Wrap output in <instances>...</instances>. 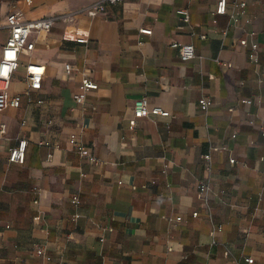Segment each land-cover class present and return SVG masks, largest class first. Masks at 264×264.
<instances>
[{"label": "crops", "instance_id": "1", "mask_svg": "<svg viewBox=\"0 0 264 264\" xmlns=\"http://www.w3.org/2000/svg\"><path fill=\"white\" fill-rule=\"evenodd\" d=\"M99 1L0 0V53L10 13L56 17L13 73L19 107L0 112V264H264V0H244L232 26L231 5L213 15L218 0H123L87 16ZM28 63L45 73L27 96ZM143 97L169 115L130 129ZM22 139L24 163H9Z\"/></svg>", "mask_w": 264, "mask_h": 264}, {"label": "built area", "instance_id": "2", "mask_svg": "<svg viewBox=\"0 0 264 264\" xmlns=\"http://www.w3.org/2000/svg\"><path fill=\"white\" fill-rule=\"evenodd\" d=\"M123 0H100L85 9L87 16L95 17L105 12V4H116ZM25 2L30 5L31 0H25ZM231 5V13L229 18V26L238 24L240 18L244 16L246 12L247 3L244 0H234L229 2L228 0H218L216 7L213 11V15H225L227 13L228 7ZM176 14L180 17L183 22L189 21V13L186 9H179ZM64 19H69V17H62ZM56 17H47L43 19H38L34 21H24L19 13H10L6 18V27L8 29V37L5 43L1 47L0 53V112L7 107L17 108L21 102L20 95L10 96L8 94L9 85L13 76L15 69L19 65V59L21 55L29 54L34 48V42L30 40V34L32 32L39 31H49L54 24ZM140 34L150 35L152 33L151 29H140ZM201 38H204L202 36ZM78 43H86L87 39L84 37L77 39ZM239 44L243 47H247L250 50L249 59L256 62V51L258 44L255 41L248 42L247 39H242ZM172 47L179 50L180 58L182 61H189L195 58V49L191 44H181L175 41L171 43ZM65 70L69 74L71 72V66L65 65ZM45 73V67L36 63H28L25 66V77L27 82V96L31 92L37 91L41 88L42 79ZM97 85L92 83L87 78L82 79L81 89L83 91L96 89ZM73 99L76 103H82L83 97L81 95H74ZM30 101V99L28 98ZM41 103V101H38ZM243 103L250 104V100H244ZM201 109L207 110L211 102L206 98H201L198 101ZM169 113L164 111L160 107H149L148 100L143 97L134 101L133 117L129 121L130 129H133L136 125L137 120L147 118L150 116H161L167 117ZM0 130L2 133L5 132V125H0ZM69 142L72 146L80 153L81 156L86 157L89 161L94 162L95 157L91 155L87 148L82 147L76 141L74 136L70 137ZM27 141L25 139L19 140L16 146L12 147L9 151L8 162L15 164H23L25 161ZM51 155H48L50 158ZM203 158L206 161L210 160V156L204 155ZM231 163L234 162L233 159L230 160ZM36 193L40 192L39 188L34 189ZM200 192L207 190V186L204 183L199 185ZM37 203V200L34 201ZM198 213L194 212L193 217H197ZM176 222L181 220V217H175ZM41 249L37 250V254H42ZM247 263H252V259H245Z\"/></svg>", "mask_w": 264, "mask_h": 264}]
</instances>
